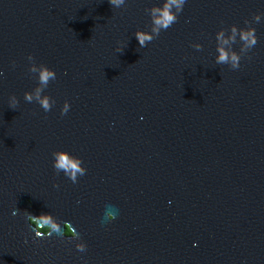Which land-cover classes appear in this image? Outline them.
<instances>
[{
	"label": "water",
	"instance_id": "obj_1",
	"mask_svg": "<svg viewBox=\"0 0 264 264\" xmlns=\"http://www.w3.org/2000/svg\"><path fill=\"white\" fill-rule=\"evenodd\" d=\"M162 3L0 0V264H264V0H186L140 47ZM232 25L258 37L238 69L216 63ZM29 55L57 73L50 111L24 99ZM48 213L61 234L37 237Z\"/></svg>",
	"mask_w": 264,
	"mask_h": 264
},
{
	"label": "clouds",
	"instance_id": "obj_2",
	"mask_svg": "<svg viewBox=\"0 0 264 264\" xmlns=\"http://www.w3.org/2000/svg\"><path fill=\"white\" fill-rule=\"evenodd\" d=\"M126 0H109V3L116 8H119L125 4ZM186 0H163L162 5L153 6L146 11L151 17V30L150 31H137L135 33L136 38L139 41L140 47H146L147 44L154 39H156L163 30L170 28L178 19V14L183 11ZM254 20L259 22L261 20V15L257 14L254 16ZM249 24V21H245ZM231 34L225 37V31L227 29H221L217 35L216 40L218 42L217 52L218 56L216 58L217 64H227L230 65L232 69H238L240 67L241 53H247L250 51L257 43L258 37L256 35V29L254 27L239 28L237 25H232ZM241 43L240 51L237 52L234 49L229 50L226 45H234L237 42V38ZM193 47L197 50L202 49V45L195 44ZM117 51H120L118 49ZM29 61H31V67L29 71L33 74H38V86L35 87V93L33 95L32 91L25 92L24 99L27 102H33L34 96L35 100L40 104V106L47 112L50 111L55 103V101L48 95L44 94V90L48 87L50 81L56 79L57 73L54 69L49 68L47 65L35 63V57L29 55ZM19 104V100L15 95L10 98V106L15 109ZM70 109V103L65 102L62 108L61 114H66ZM54 164L57 173L61 171L71 179L73 183L78 181L77 177L84 175L86 173V168L81 167L82 159L72 155L70 152L65 150H59L53 153ZM59 187V185H55ZM19 209L13 211V215L19 214ZM29 222L32 220L31 214H28ZM41 226L48 225L51 231L45 235L44 233L38 231L35 227L36 236L50 237L53 233L61 234V226L57 223V219L51 214H43L39 217ZM108 218L111 220L116 219V215L113 212L108 213ZM32 225V224H31ZM63 234V233H62ZM77 249L81 252L85 251L86 246L84 244H77Z\"/></svg>",
	"mask_w": 264,
	"mask_h": 264
},
{
	"label": "flooded vegetation",
	"instance_id": "obj_3",
	"mask_svg": "<svg viewBox=\"0 0 264 264\" xmlns=\"http://www.w3.org/2000/svg\"><path fill=\"white\" fill-rule=\"evenodd\" d=\"M28 224H29L33 229L36 228L38 231L44 233L45 235L50 231L49 228H47V227H43V226L40 227V228H37L36 219H34L33 221L31 220L30 222H29V220H28ZM31 224H32V225H31ZM34 227H35V228H34ZM63 228H64V232H63V234H64L65 236H68V237L72 236V233L68 230V228H67L65 225H63Z\"/></svg>",
	"mask_w": 264,
	"mask_h": 264
}]
</instances>
